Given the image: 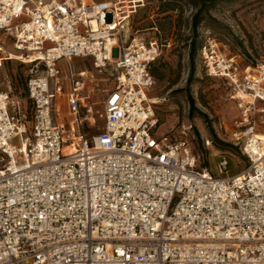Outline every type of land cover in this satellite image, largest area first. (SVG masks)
Segmentation results:
<instances>
[{
	"label": "built area",
	"instance_id": "1",
	"mask_svg": "<svg viewBox=\"0 0 264 264\" xmlns=\"http://www.w3.org/2000/svg\"><path fill=\"white\" fill-rule=\"evenodd\" d=\"M143 5L0 0L10 43L0 42V62L16 53L30 64L32 105L28 120L10 86L0 91V264H264V65L240 62L211 35L198 48L204 74L241 99L231 128L216 135L248 165L229 173L221 153L212 170L186 129L170 140L155 134L150 68L161 48L132 26ZM76 57L114 78L104 125L89 137L82 127L94 110Z\"/></svg>",
	"mask_w": 264,
	"mask_h": 264
},
{
	"label": "rangeland",
	"instance_id": "2",
	"mask_svg": "<svg viewBox=\"0 0 264 264\" xmlns=\"http://www.w3.org/2000/svg\"><path fill=\"white\" fill-rule=\"evenodd\" d=\"M144 5L132 16V26L139 30V35L145 40H157L161 54L154 61L158 76L157 85L150 91L153 98L159 125L155 130L157 137L167 139L178 138L181 131L186 129L187 138L194 153L203 154L204 164L214 170L221 153H226L229 160V173H237L247 167L245 157L238 149L224 152L212 143L209 148L202 146L203 138L212 140L216 133L224 134L226 125L231 128L232 122L239 115L238 103L241 99L235 95L231 88L221 78L208 77L204 74L198 57L194 56L192 76L189 59V38H195L197 45L201 44L205 36H214L217 40L227 44L230 54L251 66L264 65V0H216L210 7L202 23L194 30L191 27V18L196 8L183 2L178 3L179 8L170 11L171 27L168 21L162 19L163 13H158L160 0H143ZM165 0H162L164 2ZM160 23V25H156ZM152 25V26H150ZM9 48V41L0 31V42ZM1 55V54H0ZM71 64L76 70L87 71V81L84 93L87 94L94 110V120L84 121V131L89 137L98 132L104 125L103 101L107 90L114 84L110 70H96L90 58L76 57ZM63 74H67V63L63 58L57 62ZM30 64L19 61L16 57L12 60L0 62V91L16 94L14 87H19L14 79L18 68L23 74L26 83L27 70ZM153 74V73H152ZM19 84V83H18ZM11 94V93H10ZM194 101L197 111L190 112L189 98ZM20 102L22 99L13 96ZM24 99L23 104H29ZM61 112H67L65 97H62ZM30 112V111H29ZM205 114V118L200 113ZM32 113L28 115L31 119ZM210 129L213 132H210ZM259 131H264L262 128Z\"/></svg>",
	"mask_w": 264,
	"mask_h": 264
},
{
	"label": "trees",
	"instance_id": "3",
	"mask_svg": "<svg viewBox=\"0 0 264 264\" xmlns=\"http://www.w3.org/2000/svg\"><path fill=\"white\" fill-rule=\"evenodd\" d=\"M160 1H161L160 7H162V8L159 9L158 13H163L162 19L168 21L169 27H171V24H172L171 23V15L169 14V12L177 10L179 8L178 3L183 2L185 4H188L189 6L195 7L196 11L192 15V18H191L192 30H194L197 25H199L200 23H202L204 21L205 16L206 17L208 16L210 19H213L210 15H206V13H208L210 7L214 6L215 2H216V0H165L164 2H162V0H160ZM156 25L161 26L160 23H156ZM150 26H152V25H150ZM189 40H190V42L188 44L189 45V59H190V68L192 69L190 74H189V77H191L192 73H193V68H194V64H193L194 56H195V54L197 55L198 48L200 47L201 44L197 45L195 38L190 37ZM10 60H12V59H7L6 61L10 62ZM150 70L154 76L159 75L157 73V70L154 67L150 68ZM14 79L16 80L17 85H19L18 88L14 87V90L15 91L18 90V92L16 94L10 92L11 93L10 95L15 96V97H19L22 99L21 100L22 101L21 110L26 112L27 119H28V115L30 113H32V105H31L30 99L27 96L26 83H24L23 74L18 68H16V70H15ZM24 99L29 100L30 101L29 104H23ZM189 103H190V107H189L190 112L197 111L195 106H194V101L191 97L189 98ZM198 113H200V112H198ZM200 115L204 118L206 117L205 114L200 113ZM82 130H83V132H85L84 131V124H83ZM210 132L212 133L213 130L210 129ZM212 143H214V145L216 147H218L219 149L224 150V152L236 149L233 145L220 140L215 135H212Z\"/></svg>",
	"mask_w": 264,
	"mask_h": 264
},
{
	"label": "bare ground",
	"instance_id": "4",
	"mask_svg": "<svg viewBox=\"0 0 264 264\" xmlns=\"http://www.w3.org/2000/svg\"><path fill=\"white\" fill-rule=\"evenodd\" d=\"M14 57H16L17 58V54L16 53H12V58H14ZM30 61V60H29ZM28 61V62H29ZM241 97H245L244 95H242ZM258 137L260 138V139H262L263 141H264V131H259L258 132ZM264 143V142H263Z\"/></svg>",
	"mask_w": 264,
	"mask_h": 264
},
{
	"label": "crops",
	"instance_id": "5",
	"mask_svg": "<svg viewBox=\"0 0 264 264\" xmlns=\"http://www.w3.org/2000/svg\"><path fill=\"white\" fill-rule=\"evenodd\" d=\"M140 9V8H139ZM153 66H155L154 62L152 63Z\"/></svg>",
	"mask_w": 264,
	"mask_h": 264
}]
</instances>
